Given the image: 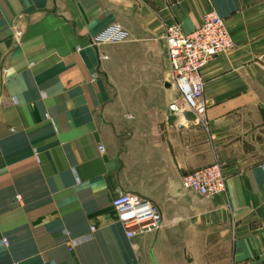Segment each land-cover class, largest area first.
Here are the masks:
<instances>
[{
    "label": "crops",
    "instance_id": "0c3cea01",
    "mask_svg": "<svg viewBox=\"0 0 264 264\" xmlns=\"http://www.w3.org/2000/svg\"><path fill=\"white\" fill-rule=\"evenodd\" d=\"M211 10L234 45L201 70L205 130L164 30ZM113 22L128 40L90 46ZM214 161L224 192L182 187ZM123 191L159 208L157 232L125 236ZM0 264H264V0H0Z\"/></svg>",
    "mask_w": 264,
    "mask_h": 264
},
{
    "label": "built area",
    "instance_id": "2783aa9c",
    "mask_svg": "<svg viewBox=\"0 0 264 264\" xmlns=\"http://www.w3.org/2000/svg\"><path fill=\"white\" fill-rule=\"evenodd\" d=\"M121 3L124 0H111ZM22 31L16 29L15 40H21ZM128 31L119 23L113 22L97 35L90 37L89 45L97 47L107 43L128 40ZM166 57L169 63L170 85L175 87L184 105L193 112L194 121L208 130L206 105L203 99L204 79L201 74L206 63L217 54L230 50L233 39L226 27L224 19L215 11L205 13L199 25L191 32H184L179 24H167L164 30ZM101 58H105L102 55ZM172 109L178 110L174 105ZM104 152L103 145L98 147ZM184 189L204 197L225 191V177L222 166L214 161L209 166L191 171L181 179ZM20 201V196H16ZM118 220L128 238L157 232L163 225V217L159 208L148 198L131 191H123L112 200ZM94 227H90L89 236ZM70 242L69 248L76 243ZM3 243L6 244L5 239Z\"/></svg>",
    "mask_w": 264,
    "mask_h": 264
},
{
    "label": "water",
    "instance_id": "95a60500",
    "mask_svg": "<svg viewBox=\"0 0 264 264\" xmlns=\"http://www.w3.org/2000/svg\"><path fill=\"white\" fill-rule=\"evenodd\" d=\"M169 85V83H166V86H168Z\"/></svg>",
    "mask_w": 264,
    "mask_h": 264
}]
</instances>
